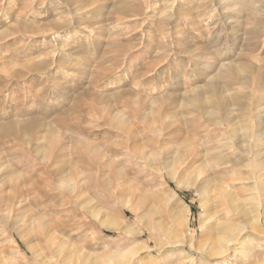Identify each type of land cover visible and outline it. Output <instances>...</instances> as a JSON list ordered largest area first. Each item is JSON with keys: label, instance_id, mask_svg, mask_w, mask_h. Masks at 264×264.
<instances>
[{"label": "rangeland", "instance_id": "1", "mask_svg": "<svg viewBox=\"0 0 264 264\" xmlns=\"http://www.w3.org/2000/svg\"><path fill=\"white\" fill-rule=\"evenodd\" d=\"M257 144L264 0H0V264L259 263Z\"/></svg>", "mask_w": 264, "mask_h": 264}, {"label": "bare ground", "instance_id": "2", "mask_svg": "<svg viewBox=\"0 0 264 264\" xmlns=\"http://www.w3.org/2000/svg\"><path fill=\"white\" fill-rule=\"evenodd\" d=\"M258 27V26H257ZM258 33V32H257ZM23 34V33H22ZM259 36V35H258ZM68 37V36H67ZM254 43V42H253ZM225 64V63H224ZM228 65V64H227ZM229 66V65H228ZM231 66V65H230ZM230 68V67H229ZM236 69V68H235ZM234 69V70H235ZM227 70V69H226ZM228 71V70H227ZM236 71V70H235ZM229 72H232L231 70L229 71ZM230 77H231V75H230ZM246 77V76H245ZM247 79V78H246ZM218 105H219V103H218ZM224 115V114H223ZM120 117V120L121 121H123V122H125L126 123V119H125V117L123 116V115H119ZM222 117V116H221ZM263 118V117H262ZM226 119H227V117H226ZM213 120H215V119H213ZM225 121H228V119L227 120H225ZM229 122V121H228ZM217 124H222L223 122H216ZM261 130L262 129H260V128H258L257 129V132H256V137H257V140L259 141V142H261V136H260V134H261ZM255 135V134H254ZM128 138V137H127ZM250 143V142H249ZM129 145V144H128ZM56 146V145H55ZM207 148V147H206ZM226 148H231V144L228 146V144H223L222 146H220L219 147V150H218V155H216L215 153H213V154H215V157L213 156V154H212V156L210 155L209 157H211V158H220V159H222L223 158V160H222V162H221V164H226L227 165V163H231L230 164V166L231 165H234V166H236V167H239L237 164H235L234 162H236V161H231V158L230 159H228V158H226V153H224V149H226ZM242 148V147H241ZM248 148V147H247ZM57 150H59V149H57ZM242 150V149H241ZM243 150H244V148H243ZM246 150V149H245ZM248 150V149H247ZM261 150H262V148L260 147V145L259 144H257V148L255 149V150H253V152H252V158L250 159V162L252 163V173H251V176H250V178H253V180L254 179H258L259 181H261V185H259V187H261V189L263 190V193H264V152H261ZM94 151H96V150H94ZM202 152H203V150H201ZM207 151V150H206ZM56 152V151H55ZM58 152V151H57ZM96 152H98V151H96ZM48 153H50V152H48ZM206 153V152H205ZM204 153V154H205ZM53 154V153H52ZM59 154V153H58ZM99 153H97V155H98ZM55 155H56V153H55ZM100 155V154H99ZM98 155V156H99ZM233 155V157H234V154H232ZM53 156V155H52ZM231 156V155H230ZM229 156V157H230ZM207 159V158H206ZM233 159V158H232ZM221 161V160H220ZM240 163V162H239ZM206 164V163H205ZM241 164V163H240ZM229 165V164H228ZM247 165H249V164H247ZM230 166H228V167H223L221 170H223V171H230V176L227 178V179H225V183L223 182H221V183H219V185H218V192H219V194H220V200H224L226 197H225V193L228 195L229 193H231V192H233V190L231 191L230 189H231V187L233 186L232 184V186H227L228 185V183L230 182V181H234V180H238L239 181V178H235L234 176H236L237 174L234 172V169L236 170V168H231ZM239 172V174H240V171H237V173ZM236 174V175H235ZM224 176H226V175H224ZM233 176V177H232ZM212 178V177H211ZM247 178H249V177H247ZM205 179V178H204ZM207 180H206V182L207 181H209V179L208 178H206ZM213 179V178H212ZM222 179V178H221ZM211 180V179H210ZM204 182V185L206 186V184L208 183H206L205 182V180L203 181ZM180 183V181H178V184ZM215 183V182H214ZM213 183V184H214ZM260 183V182H259ZM209 184H211L210 185V187L212 186V182L211 183H208V185ZM69 185V184H68ZM72 185V184H71ZM189 185V184H188ZM202 184H200L199 186H201ZM204 185H202V187L204 186ZM215 185V184H214ZM213 185V186H214ZM230 185V184H229ZM73 186V185H72ZM71 186V187H72ZM198 187V186H197ZM197 187H195L197 190H199ZM244 187V186H243ZM205 188V187H204ZM214 189H215V187H214ZM260 189V190H261ZM200 190H201V188H200ZM202 192V191H201ZM235 192V191H234ZM233 192V193H234ZM233 193H231V194H233ZM226 195V196H227ZM217 198H219V195L217 194ZM233 196V195H232ZM229 197V196H228ZM216 198V199H217ZM231 200V201H230ZM219 201V200H218ZM229 203H228V205L230 204L231 205V202H232V199H230V197H229ZM221 202H223V201H221ZM235 202H237V201H235ZM220 203V202H219ZM233 206H234V204H233ZM235 206H237L238 207V204L237 205H235ZM231 208V207H230ZM263 208H264V205H263ZM253 210H254V208H253ZM214 212V211H213ZM235 212V211H234ZM236 212H237V210H236ZM242 213H244V214H246L244 211H242ZM256 214H257V211L255 212ZM244 217V216H243ZM255 217H256V215H255ZM252 220V219H251ZM256 221L253 219L252 220V222H251V224H253V223H255ZM223 223H225V222H223ZM233 223V222H232ZM220 224V223H219ZM221 224H222V222H221ZM221 224L219 225V226H221ZM256 224V223H255ZM254 225V224H253ZM238 227V226H237ZM234 224H232V225H223V226H221L220 227V229H216L217 231V236H215V237H213L214 239H212V240H214V242L212 241H210V243H212V247L210 246L208 249H210L209 251H205L204 253L206 254V255H213V256H218V257H220V258H224L225 257V255H226V253H227V251L229 250V247H230V245L233 243V241L234 240H236V236L238 235L237 234V232L239 231L238 230V228H237ZM250 227H252V225L250 226ZM219 228V227H218ZM214 229H215V227H214ZM240 229V228H239ZM241 231H242V229H241ZM210 232V231H209ZM214 232V231H213ZM212 232V233H213ZM210 234V233H209ZM237 234V235H236ZM213 236V235H212ZM212 236L210 235V237L212 238ZM210 238V239H211ZM246 240V239H245ZM240 241H241V239H240ZM249 241V240H248ZM242 242V241H241ZM241 242H238V244H240L241 245ZM210 245V244H209ZM243 246V245H242ZM208 247V246H207ZM201 249H203V248H201ZM207 249V250H208ZM207 253H209V254H207ZM251 253V252H250ZM264 253V252H263ZM262 253V254H263ZM209 255V256H210ZM253 255V254H252ZM259 256V255H258ZM257 256V257H258ZM261 256H263L262 258H260V260L258 261L259 263H256V264H264V255H261ZM253 258V257H252ZM256 260H258L257 258H256ZM123 264H127L126 262L125 263H123ZM143 264V263H142ZM254 264V263H253Z\"/></svg>", "mask_w": 264, "mask_h": 264}]
</instances>
